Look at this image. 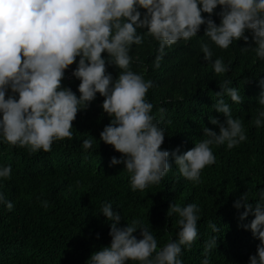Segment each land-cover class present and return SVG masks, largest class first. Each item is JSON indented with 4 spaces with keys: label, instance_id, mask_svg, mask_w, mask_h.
<instances>
[{
    "label": "clouds",
    "instance_id": "1",
    "mask_svg": "<svg viewBox=\"0 0 264 264\" xmlns=\"http://www.w3.org/2000/svg\"><path fill=\"white\" fill-rule=\"evenodd\" d=\"M219 6L220 11L215 10ZM143 10V11H141ZM202 13L208 14L207 17ZM220 17V23L212 16ZM205 25L204 36L220 49H229L237 41H248L259 60H264V0H0V144L26 148L30 153L51 152L53 143L73 138V121L77 113L87 109L97 94L104 97L102 108L110 123L100 133V140L122 154L113 156L109 167L125 166L130 174L133 192H144L157 185L170 171V152L161 149L165 129L152 114L153 104L146 94L153 87L151 80L131 69L133 46H141L145 37L159 43L154 66L159 67L171 48L180 41L197 37ZM144 29L145 31H138ZM203 59L216 74L229 71L222 58L213 60L209 43H201ZM106 53L107 56H102ZM77 58L78 62H77ZM76 62L72 75L80 81L79 97L62 85L66 70ZM119 69L114 79L107 66ZM231 81L220 85L212 109L224 121L209 116L219 131L202 126L203 139L181 154L179 147L171 152L179 174L194 184L200 183L201 172L215 164L213 146L232 149L246 141L242 119L233 118L227 96L236 104L243 98ZM259 105L264 106V78L259 79ZM161 119L165 109H159ZM170 123V121H169ZM264 127V109L253 121ZM95 139H85L83 149L93 148ZM12 166L0 165V180L11 178ZM0 205L11 211L13 203L0 192ZM43 206L48 207L44 201ZM240 213L238 226L250 230L260 243L247 264H264V189L253 205L247 192L233 204ZM199 207L171 203L168 216L176 214L177 238L158 250L153 232L139 219L119 227L121 214L111 202L103 204L102 215L110 222V245L94 252L86 264H183L182 249H190L198 239ZM253 216L249 223L243 221ZM213 233L220 228L209 223ZM139 230V237L134 235ZM99 238V234H97ZM217 247V236L205 244L207 254Z\"/></svg>",
    "mask_w": 264,
    "mask_h": 264
},
{
    "label": "trees",
    "instance_id": "2",
    "mask_svg": "<svg viewBox=\"0 0 264 264\" xmlns=\"http://www.w3.org/2000/svg\"><path fill=\"white\" fill-rule=\"evenodd\" d=\"M215 11H220L219 6ZM212 19L220 23L219 16ZM204 32L202 25L197 37L166 48L159 67L154 66L159 43L151 37L146 36L141 46L134 45L130 53L131 69L152 81L146 99L153 104L152 114L159 126L165 129L161 149L170 152L171 169L159 184L133 192L125 166L109 167L110 159H119L122 154L100 140L110 117L103 111L104 97L99 94L87 109L77 113L73 138L54 142L51 152L30 153L26 148L0 144V165L12 166L11 178L0 180V192L14 205L11 211L0 205V264H86L94 252L111 242L110 222L101 212L106 202L121 214L119 227L133 219L148 227L157 239L158 250L175 240L179 231V217L167 215L170 204L183 207L195 203L201 217L198 239L190 249H182L183 264H201L205 244L213 236H217V247L207 254L210 264H247L260 241L250 230L238 226L244 209L237 210L233 204L247 192L249 202L255 205L259 191L264 189V127L257 128L253 123L258 110L264 109L257 102L264 60L257 59L250 48L241 50L255 46L250 33L246 32L247 42H234L224 50L212 44ZM201 43L210 44L213 60L222 58L228 72H214L203 59ZM106 66L113 78H118L120 70ZM75 67L76 62L66 70L62 85L79 97L80 81L72 75ZM225 81H231L228 86L236 87L243 98L236 104L224 97L233 118L242 119L247 139L232 149L213 146L216 162L206 166L200 183L194 184L179 174L171 152L177 147V154L192 149L204 138L202 126L219 131L209 122V116L224 121L212 105ZM161 108L165 109L163 119ZM92 138L93 148L85 151L83 141ZM252 219L250 215L243 223ZM209 223L216 224L220 232L213 233ZM134 235L140 238L139 230Z\"/></svg>",
    "mask_w": 264,
    "mask_h": 264
}]
</instances>
